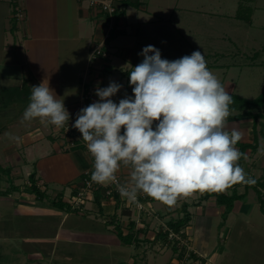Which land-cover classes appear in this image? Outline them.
Listing matches in <instances>:
<instances>
[{"label": "rangeland", "instance_id": "rangeland-1", "mask_svg": "<svg viewBox=\"0 0 264 264\" xmlns=\"http://www.w3.org/2000/svg\"><path fill=\"white\" fill-rule=\"evenodd\" d=\"M8 1L13 4L10 9V13H12L15 10V5H19L17 3L18 0ZM19 1L21 6L23 0ZM141 1L147 6L155 7L154 0L153 2L152 0ZM156 1L157 5L160 6V12H165V8L161 3L162 0ZM166 1L169 2V0H164V2ZM75 2L77 8H89L87 0H75ZM119 2L121 11L122 9L126 11L125 15H123L127 18L125 22L128 24V32L126 34H112L107 41L110 42L111 52L116 51V45L118 47H120L119 45H122L121 47H131L134 50L135 58H130V60H133L131 61L133 62L132 67L143 60V57L138 54L142 51L144 46H141V44L139 45V42L146 43L147 46L152 45L159 49L162 59H167L169 61L179 59L185 55H191L193 51H200L206 59L207 67L209 69L212 67L216 70L212 72L217 78H221H218L221 84L227 79L226 75H229L230 71L233 72V77H236L237 74H241L242 77L239 79L238 85H236V94L248 98L247 95L257 93V95H255L256 98L264 91V65L251 66L247 69L246 66H243L245 59L247 60V56H242V53L237 55V52L240 51L239 49H246L252 55L253 52L260 51L262 46L253 43V40H248L241 26L239 30H236L237 27L235 26H237V24L235 20H226L228 27L222 28L220 23L212 25V22L207 16L201 14L194 15L196 23L195 29L196 31L199 30V33L196 36L192 35L193 39L188 41L185 35L182 36L184 33L175 25V20L173 22L166 20L165 15L167 12L165 14H160L159 12L157 17L158 22L156 24L145 23L141 21L144 20V17L140 15L143 14L145 17L149 18L150 16L145 15V13H149L146 9H139L135 5L125 6L122 1L119 0ZM243 8L248 9L245 6H243ZM132 10H134V12H132ZM62 11L63 8L61 7V12ZM93 13L95 15L97 11H93ZM4 14L5 8H0V18L3 17ZM134 14L137 15L135 19ZM102 15L103 12L97 13V16ZM186 15L187 14L180 17L187 18ZM10 17L11 16L8 18V23L10 24L8 27L26 25L25 15L24 18L21 19L17 17L14 18V16ZM68 19L71 22V16L70 18L68 17ZM176 19L180 22L179 14ZM61 20H63V15L61 16ZM86 20L88 26H92L91 20ZM132 23H134V25H132ZM242 25L246 24L243 23ZM122 26L121 24V28H124ZM137 27L140 28L139 36H135L132 30L133 28L137 29ZM246 27L250 29L254 37H256V33L259 32L258 40H254L255 42H264L263 30L260 28L251 29L249 26ZM231 30H234L232 33L236 34V37L240 38V42H244L245 46H237L228 40L227 43H225L223 40H220V38H217L220 32H229ZM176 33L179 37L176 36ZM104 34L105 30L102 32V35ZM12 37L15 36L12 35ZM1 43L2 38H0V44ZM10 46L12 47V45ZM96 46L97 44L93 43V51ZM120 52L122 53L123 51L121 50ZM109 55L110 52L105 50L104 54L98 56L103 58ZM123 56L127 57V52L123 54ZM6 57L7 55H0V74L5 75L8 74V72H18L17 69H14L16 65L6 64ZM62 57H64L63 53ZM91 58H93L94 61L98 59L97 56H91ZM119 58H121L125 64L129 61L124 60L123 57ZM262 59H264V51H261L258 61ZM217 60H219L221 64L232 65L237 63L240 66L232 65V69L227 67L226 72L223 67H221L222 70L220 67H214V65H217ZM101 72L106 73L103 71ZM114 73L117 75L116 70H114ZM107 74L109 78H111L110 81H113L112 75L110 73ZM119 77L118 75V78ZM8 79L10 78L0 77V163L4 168L10 169L9 171L0 170V192H3V194L0 195V264H175L177 262V264H211V258L217 248L218 250L222 249V255L225 254L222 260H217L222 264H264V222H261V220L264 221V212H262L256 204L252 207V203L246 201L245 206L249 208H244L243 212L249 213V216H252L254 220H250L248 224L245 222L246 219H244L246 217L239 214L237 215L238 218L236 216V218L227 222V225L220 227L221 222L223 223L226 221L223 215H219L220 217L212 215L210 220L205 216L198 217V213L201 211L198 207L200 201L213 196H207L208 191H205V194L204 192L194 191L198 193L179 197V200L176 201L177 205H172L171 207L168 205L164 206V203L148 197L151 203L155 202V204H151L152 208L148 204L147 213L146 211L137 209L134 204L127 206L128 204L126 202L123 203L120 199L119 201L110 199L109 202L117 206L115 214L119 220H116V216L114 218L116 222H120V226L124 231L123 233L128 234L130 231H133L140 239L138 241H133L130 245L123 244L125 242L120 238L122 243L119 242V245L115 243L109 247L99 245L84 247V244H78L76 243L77 241L70 243L67 242L66 239L54 237L58 227L55 217L52 215L23 214L22 212L25 210H21L23 209L21 207L32 205L37 210V213L40 212L44 214L43 211H46V209L53 210V208H56L50 201L55 200V198L60 195L59 193H64L63 195L66 201L73 203L74 207L76 195L70 191L71 186L68 183L70 176H72V170L67 161H59L60 167L56 171L50 173L53 179L50 182L53 183H50L49 187V182H40L41 177L38 176L39 172L35 164L39 156L37 157V153L32 155L28 146L32 145L33 141L37 142L41 137L43 139L42 141L49 143L48 145L50 146L57 143V145L54 144L55 149L59 151L62 150L64 151L63 153L75 151L73 150L76 140L74 133L77 129L74 128L72 132L70 127L75 123L77 116L74 115L70 109H67L70 113V118L68 123L62 128H56L54 125L50 124L45 126L40 123L39 119L21 123L22 114L29 103L28 97H22L23 99L19 101H15L14 99V101L9 102L7 98L3 99L2 89L7 87L17 88L18 86L25 87V85H27V88L31 91V87L36 86V84L34 79L30 76L23 81H9ZM130 88L132 89V86H130ZM123 93H125V95H123ZM123 93L122 96L126 97L127 93L124 92V90ZM88 100L85 103L86 107L87 103L90 101ZM240 107L241 105L238 109H240ZM8 134L21 137L22 143L17 144L15 141L10 140ZM77 150L82 156L84 155L83 153H85L84 150L87 155L89 154L87 149L79 148ZM239 164L241 165V163ZM46 165H49V169L50 163L46 162ZM34 172L38 185L45 192V197L42 200H39L35 193H29L27 191L28 187L31 185L30 175ZM116 175L120 174L117 173ZM120 177L127 182L126 178H123L121 175ZM263 177L264 175H260L255 178L259 179L260 184H262L263 181V185L258 184L256 185L257 187L254 186L255 191H253V197L250 198L251 200L256 199L260 207L262 205L261 199L264 198ZM238 185V189L241 190L242 184ZM257 189L261 191V194ZM244 191L245 190L242 189V192ZM227 192L231 193V189H227ZM192 200H196L197 202L195 201V203L191 205ZM32 201H34L33 203L35 204H30ZM88 201L89 199H83L82 202L86 204ZM184 202L189 203L190 205H188L190 207L184 206ZM152 205H154V208ZM92 206L94 207L93 204ZM185 207L189 208V210L194 213V216H191L188 225L184 228L185 231L177 235L179 236L177 237L178 239L171 236H168V238L157 237L161 230L166 229V226H163L165 225L164 221L167 222L166 219L171 217L174 219L182 217L185 214V211L182 209ZM221 209L223 208H220V211ZM151 210L152 215L154 210H156V213H163V216H153L150 218L149 213ZM73 211H75V208ZM110 211L112 212L114 209L111 208ZM80 215L81 216H78V221L73 220V222H78V224L82 225V228H86L87 226V228H94L93 230L98 232L102 227V220L96 221L93 219L85 222L84 214ZM109 215L113 217L112 214ZM72 217L75 216L73 215L71 218ZM208 220L211 221L210 225ZM133 221H135V225L131 227V222ZM70 223L71 222H69V224ZM175 246L177 249H175ZM180 254L183 256L180 257Z\"/></svg>", "mask_w": 264, "mask_h": 264}, {"label": "crops", "instance_id": "crops-1", "mask_svg": "<svg viewBox=\"0 0 264 264\" xmlns=\"http://www.w3.org/2000/svg\"><path fill=\"white\" fill-rule=\"evenodd\" d=\"M139 1V5L135 6L139 9H146L149 13H145V15L150 16L149 18H147L143 14H141L140 16L144 17V20L141 21H144L145 23L156 24L158 22V14L161 10L159 8L160 6L157 5V1L154 0L155 7L147 6L141 0ZM17 3L20 6L19 0ZM161 3L165 8V12H160V14H165L167 12L165 15L166 20H170L171 22L175 20V25L184 33L182 34V36L185 35L188 41L193 39L192 35L196 36L199 33V30L196 31L195 29L196 23L194 15L201 14L203 16H207L212 22V25L220 23L222 28L228 27L226 20H235L237 24V26H235L237 27L236 30H239V27L241 26L248 40H253V43L262 46V49H260V51H255L252 53V55L246 49H239L240 51L238 50L239 52H237V55L242 53V56H247V60L244 58L245 63L243 66H246V68L249 69V67L251 66L264 65V59L258 61V57L260 56L261 51H264V42H255L254 40H258L259 32H257L256 37H254V35L252 36V32L250 31V29L246 27L249 26L251 29L260 28L264 31V0H169V2H164V0H162ZM75 4V0H23V2L21 3V7L26 17V25H14L8 27L10 26V24L8 23V18L9 16H13L15 10L10 13V9L12 8L13 4L8 0L0 1V8H5L4 16L0 18V38H2V43L0 44V55H7L6 64L16 65L14 69L18 70V72H8V74L5 75L0 74L3 75L0 77H8L10 78L8 79L9 81H23L25 80V78L30 76L34 79L36 85H39L43 80H45V82L48 81L50 88L55 91L58 99H63L66 109H70L73 114H76V110L80 109L83 106L85 91L91 92V98L89 99L90 101L88 100L89 102L87 103V106L93 102L98 101L99 98L95 95V89L97 87L103 88L109 85L111 78H109V75L107 73H110L112 75L111 77L114 82L122 85L120 91L114 97H112L114 102L118 103L120 99L125 98V96H122L123 90L127 93V96H133L132 89L129 86L130 84L128 71L131 70V66L133 63L131 62L133 60H130V58H135L134 50L131 47L127 48L125 46L121 47L122 45H119L122 48L121 49L116 45V51L111 52L110 42L107 41V45L104 46V49L108 50L110 52V55L103 58L98 57V59H95L96 61H94L93 58H91L93 52V43H96L98 45L103 37L101 18L98 19V16L94 15L92 9H89L87 7L77 8ZM243 6L247 7L248 9H244ZM61 7L63 8L62 12ZM132 12H134V10H132ZM178 14L180 22H178L176 19ZM185 14H187L186 16L188 19L180 17L184 16ZM62 15L63 20H61ZM124 15L119 17V21H122V27L124 28L120 29L117 32H114V35L118 33L126 34L128 32V24H126L125 22L127 18H125ZM70 16L72 19L71 22L68 19V17L70 18ZM136 17L137 15L134 14V19ZM86 19L91 20L92 26H88V24L86 23ZM243 23L246 25H242ZM132 25H134V23H132ZM132 30L135 36L140 35L139 27H137V29L133 28ZM233 31L234 30H231L229 32L222 31L218 34L217 38H220V40H223V42L225 43H227L228 40L237 46H245V43L240 42V38L236 37V34L232 33ZM12 35H14L15 37H12ZM176 36L179 37L177 33ZM138 44H141V46L144 47L147 46L146 43L139 42ZM10 45H12V47ZM121 50L123 51L122 53L120 52ZM126 52L127 57L123 56V54H125ZM62 53L64 57H62ZM119 57H123L124 60H129L128 63L125 64ZM219 62L220 61L217 60V65H214V67H220L221 70V67H223L224 71H226L227 67H229V69H232V65L240 66L237 63L228 65L223 63L221 64V62ZM210 69H212L211 71H216L212 67ZM114 70H116L117 75H115ZM101 71L106 73H102ZM118 75L120 76L119 78ZM241 77V74H237L236 77H233L232 71H230L229 75H226L227 79L222 82V85L226 87V91L228 92V94H236V85H238L239 79ZM123 95H125V93H123ZM255 95H257V93L247 96L249 99H253L255 98ZM233 109H235V111H232L227 118V128L228 130L235 128L243 134L242 140L240 142L254 143L255 125L258 131L259 147L255 151L252 150V148H248L246 150L245 153L247 154L248 159L245 161L243 160L241 162V166L245 169L248 175L254 178L260 175L263 176L264 151H260V149L261 142L264 141V108L252 109V112L254 113L261 112L263 114L262 117L257 119L256 123L253 117L245 114L247 109ZM42 140L43 139L40 137L37 142L33 141V144L28 146L32 155L37 153V157L39 156L35 164L37 165V170L39 172L38 176L41 177L40 182H49L48 184L50 187V183H53L50 182L51 180H53L51 178L52 174L50 173H52V171H56L60 167L59 161L65 160L70 164L72 170V176H70V180L68 182L71 186L70 191L73 192L74 190H78L83 182L82 179L84 174L93 167L91 157L88 156L89 154L87 155L86 151L84 150L86 154L83 153L84 155L82 156V154L79 153L77 149H75L76 152L67 151L63 153L64 151L55 149L54 144L57 145V143H51L53 146H50L48 145L49 143H45ZM236 147L240 150L238 144L236 145ZM46 162L50 163L49 169V165L47 166ZM117 173L120 174L123 178H126V175L128 174L126 178L128 181L130 167L124 166L122 164ZM256 181L257 182L255 185L260 184L259 179H256ZM260 185H263V181ZM238 186L239 185L237 184L238 192L246 193V196L235 201L232 211L228 214L226 221L223 223L221 222L220 227H222L223 225H227V222H230L239 214H242V216L246 217L244 219H246L245 222L248 224L250 223V220H254L252 216H249V213L243 212L244 208H249L248 206H245L246 201L251 202L252 207L255 206L254 204H256V206L262 211L259 202H257L256 199H250L251 197H253L252 194L253 191H255V187L241 185L242 188L241 190H239ZM242 189H244L245 191L242 192ZM225 192L228 193L227 190ZM178 200L179 199H177V201ZM109 201L110 199L106 198L102 194V199L99 204L95 199L89 200L86 204H82V208L80 210L75 211H66L59 210L58 208H53V210L46 209V211H43L44 214H41L40 212L37 213V210L32 205L23 206L21 207L23 209H20L25 210L22 213L27 215L39 214L43 216L52 215L53 217H55V219H57L58 227L54 234V237L56 236V238L58 239L63 238L70 243L77 241L76 243L78 244H84V247H94L93 245L109 247L115 243L117 245H119V242L122 243L116 231V226L118 225V223L120 224L119 221H115V218L116 220H119L117 219V215L115 214V209L117 208V206L111 204ZM195 201L196 200H192L191 205H193ZM33 202L34 201H32L30 204H35ZM92 204L94 205V207L92 206ZM153 204H155V202ZM183 204H185L184 206L187 207L190 205L187 202H184ZM174 205L177 204L175 203ZM152 206L154 208V205ZM198 207L201 210V213H198V217L200 218L201 216H205L209 220L211 219L212 215L220 217L219 215L222 216L226 211V206L218 203L216 196H210L208 199L200 201ZM111 208H113L114 211L111 212ZM220 208L223 209H221L220 211ZM187 209L189 210V208ZM182 210H184V208ZM156 212L157 211L154 210L153 215H149L150 218H152L153 216H163V213L160 214ZM189 212L193 217L194 213L191 210H189ZM80 214H84L85 222L87 220L93 219H95L96 221L102 220L103 224L100 230L98 229L99 231L96 232L95 230H93L94 228L90 229L87 228V226L86 228H82L81 224H78V222H73V220L78 221V216H81ZM109 214H112L113 217H111ZM73 215L75 217L71 218V216ZM171 219L174 218L171 217L169 219H166L167 222L164 221L165 225L163 226H166V229L168 228L167 223ZM209 220L208 222L210 225L211 221ZM69 222L71 223L69 224ZM261 222L263 223L264 221L261 220ZM183 231H185L184 228L182 229V232ZM123 244L126 245L127 243ZM179 256L181 257L183 255L180 254ZM223 257H225V254L222 255V249H215L213 257L211 258V264H222L217 260H222Z\"/></svg>", "mask_w": 264, "mask_h": 264}, {"label": "clouds", "instance_id": "clouds-1", "mask_svg": "<svg viewBox=\"0 0 264 264\" xmlns=\"http://www.w3.org/2000/svg\"><path fill=\"white\" fill-rule=\"evenodd\" d=\"M138 55L142 62L128 71L133 96L116 103L112 97L121 84L110 81L107 87H97L98 101L80 109L72 125L93 158L91 181L115 183L131 203L146 194L168 206L194 191L254 186L256 179L238 163L248 159L236 147L243 134L227 128L234 100L207 67L204 55L193 51L169 61L152 45ZM69 118L63 99L48 81L31 87L21 123L39 119L45 126L62 128ZM8 135L22 143L21 137ZM122 164L130 167L125 183L116 176Z\"/></svg>", "mask_w": 264, "mask_h": 264}, {"label": "trees", "instance_id": "trees-1", "mask_svg": "<svg viewBox=\"0 0 264 264\" xmlns=\"http://www.w3.org/2000/svg\"><path fill=\"white\" fill-rule=\"evenodd\" d=\"M125 6L128 5H139L140 1L139 0H121ZM125 10L119 11L117 13V18L119 19V17H121L123 14H125ZM14 16V15H13ZM14 18H16L14 16ZM114 34V32L112 33ZM28 84V83H26ZM28 86L25 85V87H17V88H3L2 89V96L3 99L7 98V100L10 101H19L20 99H23L22 97H28V102H29V97L31 95V91L30 89L27 88ZM87 91H85L84 94H86ZM230 96H232L234 103L232 105H230V109L233 108H238L241 105V109H247V111L245 112V114L250 115L251 117L254 118L255 123L257 121L258 118L262 117L263 114L261 112L259 113H254L252 112L253 108H264V91L257 96L256 98L253 99H249L246 97H242L238 94H229ZM1 100V98H0ZM78 111V110H76ZM77 116V113L74 114ZM255 131V141L254 143H245V142H238V146L240 147V151L245 153L246 150L248 148H252V150H256L259 147V141H258V131L256 129V125L254 128ZM123 132V129H122ZM79 148H84L86 149L85 145H82L80 143V141L76 142V145L74 146L73 150L75 149H79ZM244 159L241 158L239 160V163H241ZM0 170L2 171H9L10 169H6L4 168L1 163H0ZM87 176V174L85 173L83 176V182L81 184L80 187H82V185L84 184V178ZM30 182L31 185L28 187V192L29 193H35L36 197H38L39 200H42L45 197V192L41 189V187L38 185L37 183V179H36V174L31 173L30 175ZM256 186V185H254ZM257 187V186H256ZM231 193H226L225 191L223 192H207V196L213 195L216 196L218 203L223 204L226 206V211L223 213V216L225 217V220L227 219L228 214L232 211L235 201L238 199H242L246 196V193H239L237 190V184L233 185L231 188ZM258 192L261 194V191L259 189H257ZM79 188L78 190H74V194H78ZM3 192H0V195H2ZM6 194V193H4ZM60 195L57 196V198H55V200H51L50 202L53 204V206H55L56 208H58L59 210H66V211H70V210H80L82 208V206L80 207H73V203H70L68 201H66L64 199V193H59ZM102 191L101 190H96L95 191V200L96 202L99 204L101 199H102ZM262 201V205H261V209L264 212V198L261 199ZM185 214L182 217H179L177 219H171L168 221V225H167V229L165 230H161L159 232V234L157 235V237H162V238H168L171 230L182 234V229L185 228L190 219H191V213L189 212V210L185 207L184 208ZM131 227H133L135 225V221H133L131 223ZM117 233L118 236L122 239V241H124L127 244H131L133 243V241H138L140 240L137 236V234L133 231H130V233L128 234H124L122 231V228L120 226V224L118 223L117 225ZM175 249H177V247L175 246Z\"/></svg>", "mask_w": 264, "mask_h": 264}, {"label": "built area", "instance_id": "built-area-1", "mask_svg": "<svg viewBox=\"0 0 264 264\" xmlns=\"http://www.w3.org/2000/svg\"><path fill=\"white\" fill-rule=\"evenodd\" d=\"M83 1V0H80ZM89 3V9H92L93 11L98 12H103V16H98V19L101 18V27L104 28L105 30V36L103 35V39L101 42L94 48V51L92 52V57H99L101 54H104V46L107 45V39L111 37L113 32H117L121 28L122 21L120 22L119 19L117 18V13L121 11L120 8V2L119 0H87ZM121 1V0H120ZM15 13L14 16L17 17L18 19L24 18V12L21 6L16 5L14 7ZM123 10V9H122ZM97 13L95 14L97 16ZM122 29V28H121ZM99 55V56H98ZM91 97V92L88 91L86 94H84V104L80 108H84L85 103L88 99ZM78 109L77 113L80 111ZM70 129L74 130V127H70ZM75 145L77 141H80L82 145H85L84 141L82 140L81 133L77 130L75 133ZM86 147V146H85ZM88 152V151H87ZM89 153V152H88ZM90 155V153H89ZM92 163H93V158L90 155ZM93 171L92 169L88 170L86 172L87 176L84 178V184L82 187L79 188L78 194H76V198L74 200V207H80L82 204H84L83 199H89V200H94L95 199V191L96 190H101L103 195L106 198L109 199H114L115 201L122 200L123 203H127V206H130L131 204H134L137 209L140 211H146L148 212L147 206L151 207V201L148 199V196L146 194H140L138 196V203H131L129 202L126 198H122L119 192L116 190V185L115 183L109 182L108 184H97L91 181V173ZM117 180L121 183H125L126 181L120 177V175H116ZM148 199V200H147ZM152 208V207H151ZM149 215H152V210L150 211ZM177 235H180L179 233H176L171 230L169 236L171 237H179ZM178 239V238H177Z\"/></svg>", "mask_w": 264, "mask_h": 264}]
</instances>
